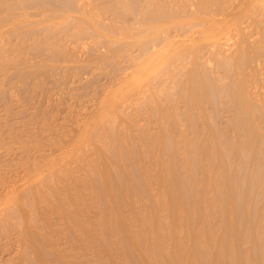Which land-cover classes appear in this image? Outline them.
I'll use <instances>...</instances> for the list:
<instances>
[{
    "label": "bare ground",
    "instance_id": "1",
    "mask_svg": "<svg viewBox=\"0 0 264 264\" xmlns=\"http://www.w3.org/2000/svg\"><path fill=\"white\" fill-rule=\"evenodd\" d=\"M254 1L259 4L258 10L252 9L258 20L251 19L252 26L246 28L247 15L229 22L236 40L217 35L208 48L199 49L193 36L207 31L213 15L223 16L226 0H0V101L8 106L14 92L33 99L59 64L72 59L62 54L65 44L91 39L88 64L132 77L134 95L142 97L135 113L147 118L138 130L141 137L147 138L152 126L160 128L158 141L167 161L162 187L169 192L170 209L181 212L191 264H264V104L248 81L264 72V0ZM242 21L247 25L241 26ZM243 27H254L253 41ZM224 46L230 48L228 54ZM6 67L15 69L10 71L18 87L10 83ZM65 68L59 74L65 75ZM142 80L143 86L137 87ZM227 113L229 125L222 128L218 122ZM120 120L107 122L102 134L105 151L114 161L111 171L95 164L88 175L100 209L112 213L107 227L100 224L104 240L106 228L123 230L115 214L118 203L149 196L135 166L142 153L127 145L133 123ZM229 131L235 132L234 139ZM54 175L41 189L29 188L20 204L0 210V251L3 240L16 236V264H50L49 258L60 264V253L45 246L55 226L50 221L61 222L68 236H89L63 207L64 203L77 209L67 190L69 175L63 170ZM217 224L221 234L213 249ZM151 259V264L169 262L157 249ZM11 262L0 259V264Z\"/></svg>",
    "mask_w": 264,
    "mask_h": 264
},
{
    "label": "rangeland",
    "instance_id": "2",
    "mask_svg": "<svg viewBox=\"0 0 264 264\" xmlns=\"http://www.w3.org/2000/svg\"><path fill=\"white\" fill-rule=\"evenodd\" d=\"M248 1L226 0L223 16L213 15L210 25L205 27L207 31L193 36L196 39L194 44L199 45V49H206L214 36H235L231 33L234 31L229 22L234 18H241L238 16L250 17L246 16L245 19L248 20L244 19L248 25L242 21L241 26H252L251 19L258 20L252 9L255 7L258 10L259 4L255 5L254 0ZM238 2L244 4L239 6ZM230 7L234 9L233 13ZM226 15L227 19L224 18ZM26 20L31 21L28 18ZM246 28L243 27V31L248 32L251 36L249 39L254 40L257 35L254 27L250 29L253 33ZM236 38L237 36L231 39ZM199 41L202 43H197ZM92 43L91 39L68 41L62 54H71L72 59L67 64L60 63L62 66L55 64L58 66L55 74L42 86L44 90L36 92L32 101L25 100L16 92L11 93L8 106L0 101V130L4 131V127L6 128L4 134H0V210L20 204V197L29 188L41 189L44 183L52 182L51 177L55 176L57 170H63L69 175L67 190L76 202L77 209L64 203L63 207L89 236H68L61 222L50 221L55 226L47 234L45 246L47 249L53 247L60 253V264H151L156 249L169 258L168 264H191L192 261L188 258L189 235L181 224V212L170 209L167 203L169 192L162 187L167 174V161L162 156L161 143L158 141L160 128L152 126L147 138L141 137L138 130L146 125L147 118L137 117L135 113V107L138 110L137 103L142 101V97L134 95L136 85L133 84L132 77H120L108 66L88 64ZM185 46L186 44L183 49ZM224 48V52L229 53L230 48ZM103 50L99 52H105ZM36 57L30 58L37 62L38 59H34ZM31 60H28L29 64ZM86 63L89 66L87 69L84 68ZM64 68L66 74L62 75ZM5 69L8 70L10 83H15L18 87L19 84L13 78L15 69ZM248 81L264 104L263 70L260 75L248 78ZM142 86L143 80L137 87ZM118 120L122 124L133 123L134 128L127 145L142 153L136 158L135 166L149 196L148 199L133 196L129 203H118L115 214L120 219L123 230L120 233L106 228L108 235L104 240L100 235V224L105 223L107 227L112 213L100 209L99 197L88 175L90 167L95 164H99V169L111 171L114 161L105 151L107 139L102 134L107 122L117 123ZM229 121L230 114L221 115L218 125L228 127ZM7 125H10V129ZM199 133L203 135L204 132L200 130ZM228 137L234 139L235 132L229 131ZM119 141L124 142L125 138H119ZM125 167L129 169L130 165L126 164ZM109 205L112 206L111 202ZM51 217L53 220L54 216ZM113 221L119 223L114 217ZM220 234V224H217L211 238L213 249L218 245ZM9 240L1 242L3 246L0 259L10 262L14 260L15 263L18 262V240L13 235H10ZM49 259L50 264H57L54 258Z\"/></svg>",
    "mask_w": 264,
    "mask_h": 264
}]
</instances>
